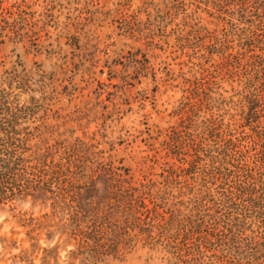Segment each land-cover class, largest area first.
<instances>
[{"label":"rangeland","instance_id":"obj_1","mask_svg":"<svg viewBox=\"0 0 264 264\" xmlns=\"http://www.w3.org/2000/svg\"><path fill=\"white\" fill-rule=\"evenodd\" d=\"M0 106L27 154L76 147L132 194L98 252L56 197L0 205V264H264L234 192L264 172V0H0Z\"/></svg>","mask_w":264,"mask_h":264},{"label":"trees","instance_id":"obj_2","mask_svg":"<svg viewBox=\"0 0 264 264\" xmlns=\"http://www.w3.org/2000/svg\"><path fill=\"white\" fill-rule=\"evenodd\" d=\"M17 124L13 109L0 106V205L28 195L35 198L56 197L70 213L64 230L67 228L69 235L82 246L92 247V251L98 252L105 247L109 231L115 234L119 227L115 220L119 211L117 207L128 196H132L129 186L124 187L122 184L126 180L122 179L121 173L101 162L91 168V174L83 173L85 159H82L76 147H66L58 162L51 159V148L40 155L27 154L30 150L26 145L28 137L21 135L16 129ZM62 159H66L65 163ZM248 176L250 179L247 181L238 182L234 192L242 196L244 206L263 213L264 172L258 178L252 173ZM84 177H88V180L78 181ZM97 180L105 182L104 193L89 204L83 203V198L89 194L88 185ZM114 188L119 192L114 193L113 203L108 199V194ZM55 202H52L53 206ZM124 226L120 225V228Z\"/></svg>","mask_w":264,"mask_h":264}]
</instances>
